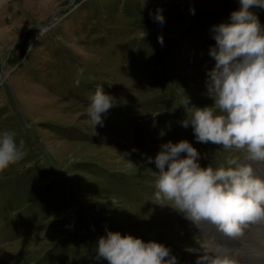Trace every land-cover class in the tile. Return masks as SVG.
Segmentation results:
<instances>
[{"label":"rangeland","instance_id":"1","mask_svg":"<svg viewBox=\"0 0 264 264\" xmlns=\"http://www.w3.org/2000/svg\"><path fill=\"white\" fill-rule=\"evenodd\" d=\"M241 7L240 0H0V134L13 133L24 154L0 172V264H108L96 249L109 231L161 243L176 264H184L179 240L189 236L230 250L239 264L264 263L252 247L264 225L250 226L243 247L208 225L226 239L218 244L197 236L178 217L184 213L154 202V160L169 141L187 140L201 167L245 159L197 142L178 103L186 95L190 106L214 105L207 86L214 26ZM249 10L264 26V9ZM100 86L114 106L93 128L87 109Z\"/></svg>","mask_w":264,"mask_h":264},{"label":"clouds","instance_id":"2","mask_svg":"<svg viewBox=\"0 0 264 264\" xmlns=\"http://www.w3.org/2000/svg\"><path fill=\"white\" fill-rule=\"evenodd\" d=\"M240 3L242 7L231 14L230 23L214 26L216 46L210 56L215 66L208 72L207 85L214 105L190 106L186 95L178 103L186 111L182 126H192L197 142L242 151L245 159L229 160L228 167H201L199 152L187 140L169 141L154 160L159 169L158 175L154 173V202L171 205L198 227L206 223L229 237L240 238L243 247L250 226L264 225V179L254 175L251 164L244 163L264 164V26L249 10L264 9V0ZM156 19L163 23L162 15ZM159 41L163 44L162 37ZM113 106V98L98 87L87 109L93 128L103 126L102 114ZM182 153H186L183 158ZM23 155L13 133L0 134V172ZM148 162H153L151 157ZM218 248L222 251L213 256L220 264H239L229 250ZM96 252L97 259L108 264H176L163 244L119 232L102 236Z\"/></svg>","mask_w":264,"mask_h":264},{"label":"bare ground","instance_id":"3","mask_svg":"<svg viewBox=\"0 0 264 264\" xmlns=\"http://www.w3.org/2000/svg\"><path fill=\"white\" fill-rule=\"evenodd\" d=\"M256 238L260 241L256 242L257 239L256 240L253 239L254 243L251 242L252 247L259 248L257 249V252L262 256L261 257L262 259L264 255V228L261 229V231L258 233ZM200 240L201 239H198L197 237L195 238L192 236L184 237L179 240V242L182 243V246L179 249H180V252H182L181 254L182 255L184 254L182 258L184 260L183 261L184 264H208V262L209 264H220V259L214 258L213 255L214 253H219L222 250L214 246H211L205 242L203 243V241L201 242ZM229 253L233 254V252H231L230 250H229ZM233 256L238 260V257L235 254H233ZM262 261L264 262V259H262ZM258 262H259V258L258 259L255 258L253 264H258Z\"/></svg>","mask_w":264,"mask_h":264},{"label":"water","instance_id":"4","mask_svg":"<svg viewBox=\"0 0 264 264\" xmlns=\"http://www.w3.org/2000/svg\"><path fill=\"white\" fill-rule=\"evenodd\" d=\"M54 22H55V19H53L49 24L43 25V26L41 25L40 27L43 28V29L44 28L47 29L48 27L52 26L54 24ZM2 82H3V78L0 79V85H1Z\"/></svg>","mask_w":264,"mask_h":264}]
</instances>
